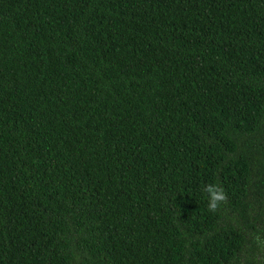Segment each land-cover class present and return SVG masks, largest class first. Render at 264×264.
Here are the masks:
<instances>
[{
	"label": "trees",
	"instance_id": "16d2710c",
	"mask_svg": "<svg viewBox=\"0 0 264 264\" xmlns=\"http://www.w3.org/2000/svg\"><path fill=\"white\" fill-rule=\"evenodd\" d=\"M0 264H264V0H0Z\"/></svg>",
	"mask_w": 264,
	"mask_h": 264
},
{
	"label": "clouds",
	"instance_id": "9594fccd",
	"mask_svg": "<svg viewBox=\"0 0 264 264\" xmlns=\"http://www.w3.org/2000/svg\"><path fill=\"white\" fill-rule=\"evenodd\" d=\"M207 191L211 193L210 208H215L217 203L223 200V194L220 190L216 189L215 186H210Z\"/></svg>",
	"mask_w": 264,
	"mask_h": 264
}]
</instances>
